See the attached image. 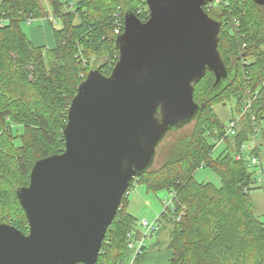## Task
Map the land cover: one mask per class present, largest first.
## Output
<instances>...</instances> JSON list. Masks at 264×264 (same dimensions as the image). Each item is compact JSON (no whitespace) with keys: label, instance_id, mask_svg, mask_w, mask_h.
<instances>
[{"label":"trees","instance_id":"1","mask_svg":"<svg viewBox=\"0 0 264 264\" xmlns=\"http://www.w3.org/2000/svg\"><path fill=\"white\" fill-rule=\"evenodd\" d=\"M203 7L222 24L219 51L231 78L215 86V74L208 70L194 84L201 112L192 126L175 130L164 163L132 179L96 264L144 260L147 247L134 261L129 245L144 232L145 217L139 220L128 211L129 194L138 183L173 196L151 220L158 227L154 235L165 222L171 224L170 264H264V219L256 214L252 196L264 195V161L250 165L235 157L243 146L244 153L254 155L245 142L264 122V6L254 0H206ZM148 10L145 0H76L69 10L63 0H0V222L28 232L18 189L30 184L36 161L64 151L70 103L91 69L110 75L119 59L116 28L123 32L125 13L144 20ZM50 15L54 48L36 45L23 28L25 21ZM234 97L237 113L230 119L237 120V131L229 138L226 121L213 106ZM221 139L230 150L214 157ZM202 166L220 183L198 179Z\"/></svg>","mask_w":264,"mask_h":264},{"label":"water","instance_id":"2","mask_svg":"<svg viewBox=\"0 0 264 264\" xmlns=\"http://www.w3.org/2000/svg\"><path fill=\"white\" fill-rule=\"evenodd\" d=\"M149 17L124 15L110 75L91 69L64 126L63 152L39 159L17 191L28 232L0 222V264H96L133 178L148 170L167 133L196 117L195 83L231 77L221 22L206 0H145ZM264 6V0H254Z\"/></svg>","mask_w":264,"mask_h":264},{"label":"rangeland","instance_id":"3","mask_svg":"<svg viewBox=\"0 0 264 264\" xmlns=\"http://www.w3.org/2000/svg\"><path fill=\"white\" fill-rule=\"evenodd\" d=\"M63 1L65 2L66 10L72 9L74 3L76 2V0H63ZM215 1L218 2V0H215ZM52 16L53 15H50L49 18L34 19L31 22L25 21L23 23V28L25 32L27 33L28 37L32 41H34V43L36 44L45 45L46 48L56 47L57 45V39L55 38V35H54V27L51 22V18L54 20L55 18H53ZM32 29L34 30L32 31ZM229 79H227L226 81H228ZM235 103H236V97L227 101L225 104H222V103L214 104L213 109L218 114L219 119L221 121H228L234 114L237 113ZM192 123H193V120L192 122H188L185 125L179 127L178 130L179 129L181 130L182 128H185V127L186 128L190 127L192 126ZM258 128L257 129L259 131H258L257 140L260 144L259 146L261 149V155L263 157L262 161H264V122L259 124ZM175 134H176V131L171 130L170 133H167L165 138H163V140L160 143V146L157 148L156 157L151 167H155V166H158L164 163L166 147L169 145L171 140L175 137ZM253 136H254V133L252 132V134H250V138L246 140L245 142L246 145H250L252 143ZM228 145L229 143L227 142V140L225 139L219 140L217 142V146L215 147L213 151L214 157L219 155L226 148L229 149ZM196 177L198 179H202L205 181H211L217 184L220 183V178L216 175V173L212 171L210 168H207L205 166H202L197 171ZM254 195H256L257 197V198H254L256 214L259 215L262 219H264V195H262V192L260 191L254 192L252 196ZM172 197H173L172 194L168 190L163 189L159 191H149L146 189L144 184L138 183L133 186L129 194L128 211L132 215L137 216L139 220L142 217H145V219L148 218L147 220L151 222V220L155 219L163 211L167 203L168 202L170 203V201H172ZM161 219H162V216H161ZM165 224H166V226L164 227L165 229L160 230L162 235H165L168 232V230L171 228L170 222L169 223L165 222ZM164 237H168V236H164ZM155 243H156V240L151 238L149 240H146L145 246L151 247ZM153 249L154 248H152L151 250ZM141 264H144V260L141 262Z\"/></svg>","mask_w":264,"mask_h":264},{"label":"built area","instance_id":"4","mask_svg":"<svg viewBox=\"0 0 264 264\" xmlns=\"http://www.w3.org/2000/svg\"><path fill=\"white\" fill-rule=\"evenodd\" d=\"M212 7V5H211ZM148 14H149V10H148ZM124 26V23L122 24ZM116 33H122V30H121V26H118L116 28ZM257 136L258 134L255 132L254 133V136H253V139H252V148L253 150L255 151L254 155H250V154H247L246 152L244 153V150H246V146L242 147L243 148V151L242 153L240 154V156H242L245 160H249V164L250 165H261L262 163V159H261V156H260V152H259V148H258V141H257ZM170 206V204L167 203L166 206ZM142 224L144 226V232H143V236L137 240L136 242H131L129 245L134 248V254H133V260L135 261L136 259V256L137 254H140L142 251H143V247L146 245V240H149L152 238V236L157 232V229L158 227H156L157 225L154 224L153 222H150L149 220L147 219H143L142 221ZM129 264H131L129 262Z\"/></svg>","mask_w":264,"mask_h":264},{"label":"crops","instance_id":"5","mask_svg":"<svg viewBox=\"0 0 264 264\" xmlns=\"http://www.w3.org/2000/svg\"><path fill=\"white\" fill-rule=\"evenodd\" d=\"M33 30L34 29H32V31ZM36 45L45 46L43 44H36ZM49 48H54V47H49ZM225 140H227V139H225ZM214 181H216V180H214ZM255 198H257V197H255ZM162 229H165V228H162ZM164 236H168V237H164ZM169 236H170V229L168 230V232L165 235H162V233L160 231H158V233L156 235L152 236V239H155L156 243L154 245H152L151 247H147L148 252H146V254L144 255V264H146V263L147 264H170L171 250L169 249ZM161 242L163 243L162 247L160 246ZM152 248H154V249L151 250Z\"/></svg>","mask_w":264,"mask_h":264},{"label":"bare ground","instance_id":"6","mask_svg":"<svg viewBox=\"0 0 264 264\" xmlns=\"http://www.w3.org/2000/svg\"><path fill=\"white\" fill-rule=\"evenodd\" d=\"M216 86H217V85H216ZM201 107H202V105H201ZM201 110H202V108H201ZM201 110L199 111V113L201 112ZM199 113H198V114H199ZM197 116H198V115H197ZM197 116H196V117H197ZM196 117H194L193 119H191V120L188 121V122H192V120L194 121V119H196ZM188 122H186V123H188ZM186 123H184L183 125H185ZM183 125H181V126H183ZM236 125H237V120H236V119H230V120L226 121L225 124H224V132H225L224 137L234 136V135L236 134V131H237V127H236ZM181 126H180V127H181ZM240 154H241V153H237V154L235 155L236 159H243V160H245L242 156H240Z\"/></svg>","mask_w":264,"mask_h":264}]
</instances>
